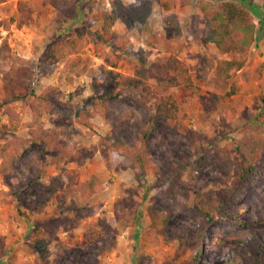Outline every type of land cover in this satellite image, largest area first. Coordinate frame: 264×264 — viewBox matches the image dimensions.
Here are the masks:
<instances>
[{
    "label": "rangeland",
    "instance_id": "rangeland-1",
    "mask_svg": "<svg viewBox=\"0 0 264 264\" xmlns=\"http://www.w3.org/2000/svg\"><path fill=\"white\" fill-rule=\"evenodd\" d=\"M47 0H8L0 5V19L13 20L10 27L0 30V142L17 135H25L27 122L32 118L20 100L8 96L3 88V78L13 61L27 62L34 78L30 81L34 95L44 93L49 87L57 88L52 100L59 108L42 117L45 125L57 130L64 138L70 139L77 147H89L98 142L102 135L114 134L109 123L97 116L93 128L76 121L75 111L83 106L85 98L100 85L93 79L100 64H107L117 70L130 71V60L136 59L129 51L140 53L144 62L159 74L163 73L162 63L171 54L166 43L174 39L173 54L185 60L194 70L200 60L194 55L204 52L215 58L222 55L215 44L204 43L207 27L200 11L199 0H185L176 12L182 16V37L176 38L173 29L165 22V12L157 6L151 22L158 30L165 32L160 47L148 45L149 34L141 24L128 28L121 20L115 25L117 35L107 44V55L95 50V31L99 24H90L91 12L110 8V0H69L71 5L61 12ZM130 5L136 0H123ZM218 3L222 0H210ZM264 15V0H250ZM257 7V9H258ZM254 20L258 26L257 41L251 47L245 66L236 74L240 85L238 93L227 95V89L213 81L194 87H175L173 93L180 103V120L159 121L158 130L152 132L150 159L157 163L164 173L177 174L181 180L180 192L187 197L189 206L174 197L161 194L165 178L160 174L143 172L131 167V160L120 152L109 155L101 146L94 156L83 160L48 164L52 154L44 150L40 142L34 141L16 162V168L7 176V183L0 180V264H9V256L17 252L35 264H44L35 258L29 245V233L38 219L52 216L72 215V202L81 205L80 218L84 224L92 220L103 224L104 235L92 243L84 236V227L74 231H52L51 246L59 240L75 247L62 256L50 255L48 264H239L238 250L245 241L257 233L264 241V158L260 161L261 171L249 178L244 187L226 203V212L207 227L200 240L202 250L198 254L196 231L200 216L192 207L194 190L209 191L213 196L228 198L229 188L238 182L239 155L232 152L229 160L224 149L232 138L242 135L241 127L255 123L261 97L264 95V20L257 13ZM85 29L87 42L75 53L62 52L56 59L45 60L43 52L47 45L58 36H75ZM6 42V47L2 43ZM127 47L123 48V44ZM183 42L185 46L178 50ZM81 57L82 61L75 64ZM139 90H125L122 97L111 103V114L120 119L124 111L134 110L145 120L148 110L136 99ZM6 104L21 112L17 130L8 129L9 116L4 113ZM237 107L233 118H228L229 109ZM263 107V106H261ZM264 109V107H263ZM116 134L134 146L137 134L130 123ZM207 157L210 162L197 173L190 162ZM46 163L43 169L41 163ZM93 176L102 182V189L87 201L81 198L78 184ZM51 177L64 182L65 187L57 196H51L47 183ZM222 178H225L222 181ZM139 184L148 190L143 201H135L139 212L136 230L122 229L111 234L104 225L116 220L114 209L117 200L130 196ZM142 192V191H141ZM168 210V236L175 240L168 243L165 237L160 242L145 241L144 230L150 223L147 206ZM37 208L36 217L30 221L22 212ZM112 220V221H113ZM186 236V241L179 239ZM193 237V238H192ZM239 248V249H238ZM198 254V255H196ZM198 256V257H197Z\"/></svg>",
    "mask_w": 264,
    "mask_h": 264
},
{
    "label": "trees",
    "instance_id": "trees-1",
    "mask_svg": "<svg viewBox=\"0 0 264 264\" xmlns=\"http://www.w3.org/2000/svg\"><path fill=\"white\" fill-rule=\"evenodd\" d=\"M8 0H0V5ZM58 8L61 12L69 9V0H47ZM250 0H222L212 3L210 0H199L198 5L202 12L207 27L206 35L203 37L204 43H213L222 55L215 58L207 53L200 52L194 57L200 60L199 65L192 70L189 64L173 54L174 39L166 43V50L171 54L163 61V73L159 74L155 69L144 62V57L137 52L129 51L135 55L136 59L130 60V71L123 73L113 66L100 64L95 70L93 79L100 85L92 94L88 95L83 106L74 113L76 121L88 128H93L94 121L100 116L110 124L114 134L102 135L98 142L89 147H77L70 139L64 138L57 130L45 125L42 117L50 114L54 109L59 108L57 102L52 100V96L57 88L49 87L44 93L34 95L30 81L34 78L32 68L27 62L19 63L13 61L9 65V70L3 78L2 88L11 98L22 101L23 107L28 109L32 118L27 122V133L17 135L0 142V180L7 183V176L16 168V162L23 152L34 141L42 143L44 150L52 156L48 164H60L62 162H73L83 160L87 156H94L101 146L105 147L109 155L120 152L131 160V167L140 169L143 172H152L162 175L165 180L161 186V194L165 197H174L178 201H183L185 207L189 206L187 197L180 192L181 180L177 174H166L161 167L153 162L151 157L152 132L158 130L159 121L180 120V103L173 88L185 87L196 89L201 84L214 82L218 86L228 88L227 95L239 92L240 85L236 74L245 66L251 47L257 41V24L254 15L257 13L263 24L264 15L261 14L258 6L250 5ZM185 4V0H136L127 5L123 0H110V8H101L91 12L90 24H99L95 31V50L101 55H107V44L111 43L117 32L115 25L121 20L128 28H133L136 24L144 26V30L149 34L148 45L160 47L165 32L155 28L151 22L154 8L157 6L165 12L166 25L173 29L176 38L182 37V16L177 9ZM258 7V9H257ZM13 20L6 21L0 19V30L2 26L10 27ZM87 37L85 29H81L75 36H58L51 41L43 52V58L56 59L62 52L75 53L86 45ZM6 47V42L2 43ZM123 44V48L127 47ZM185 44L183 42L177 47L181 50ZM82 58L75 60L79 64ZM136 88L139 90V97L136 102L148 110L145 120L134 110L124 111L120 119H116L111 114V103L123 96L125 90ZM264 107V95L261 97ZM4 103L0 101V107ZM259 106L255 123H246L241 127L242 135L232 138L224 149L227 160L236 151L239 155L238 182L230 186L228 198L213 196L209 191L194 190L192 207L200 216V226L196 231L198 254L202 250L200 240L205 234L207 227L212 222L221 217L226 212V203L234 197L249 178L257 175L261 171L260 161L264 158V109ZM237 107L229 109L228 118H233ZM4 113L9 116L8 129L17 130V122L21 119V112L13 106L6 104ZM1 123V121H0ZM130 123L137 134L134 146H130L120 135L116 134L122 127ZM210 160L201 157L190 162L192 168L197 173L202 171ZM46 163H41L45 166ZM225 178H222L224 181ZM65 187L64 182L51 177L47 183V189L51 196H57ZM103 187L97 177L78 184V189L83 201H87ZM142 191V192H141ZM148 190L144 184H139L134 190H130V196H123L117 200L114 209L116 220L111 218L108 224L111 234H119L122 229L136 230L139 225V212L134 208L135 201H143ZM37 208L30 211H23L22 215L32 221L36 217ZM69 211L73 214L64 213L62 216H52L47 219H38L34 222L29 233V245L33 248L35 258L44 264L49 263L50 255L62 256L69 250L76 248L66 242L57 240L53 246L52 231L59 229L62 232L74 231L76 228L84 227V236L88 243H92L104 235L103 224L96 220L84 224L80 218L81 205L72 202ZM150 223L142 234L145 241L160 242L161 237H165L168 243L175 240V237L168 236L169 215L168 210L157 208L153 205L147 206ZM113 220V221H112ZM186 236L179 239L186 241ZM193 238V237H192ZM239 249V248H238ZM196 254V255H198ZM239 264H264V241L255 232L252 237L245 241L241 250ZM198 257V256H197ZM9 264H35L25 256L13 252L9 256ZM167 264H172L168 261Z\"/></svg>",
    "mask_w": 264,
    "mask_h": 264
}]
</instances>
